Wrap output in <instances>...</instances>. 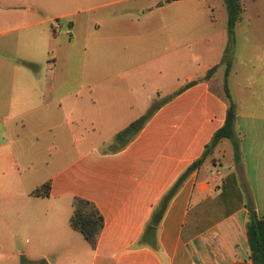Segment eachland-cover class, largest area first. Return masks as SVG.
Segmentation results:
<instances>
[{
	"label": "crops",
	"instance_id": "0c3cea01",
	"mask_svg": "<svg viewBox=\"0 0 264 264\" xmlns=\"http://www.w3.org/2000/svg\"><path fill=\"white\" fill-rule=\"evenodd\" d=\"M74 2L80 7L68 4ZM215 2L218 35L227 48L233 44L226 82L236 109L237 66L264 70V1H243L232 43L223 1ZM53 3L0 0V258L5 264H56L53 251L87 244L69 226L73 200L80 198L103 218L95 248L87 244L88 264H251L245 225L248 207L264 217V117L235 109L234 139L220 140L183 182L154 246L140 242L163 194L223 126L227 102L223 80L214 82L221 70L214 63L207 66L216 67L210 77L203 79L212 68L203 77L185 76L186 84L148 115L140 106L146 102L134 99L136 78L148 72V59L161 55L158 41L175 43L173 52L163 51L167 65L173 57L186 61L187 26L202 24L205 6H215L206 0ZM101 6L110 9L83 17ZM139 11L142 18L131 16ZM52 19L75 34L54 51L50 33L55 41L59 35ZM99 88L102 95L91 98ZM118 91L131 98H118ZM143 117L134 137L115 140ZM94 132L105 136L104 150L92 146ZM46 183L48 196L30 195Z\"/></svg>",
	"mask_w": 264,
	"mask_h": 264
},
{
	"label": "rangeland",
	"instance_id": "374dc122",
	"mask_svg": "<svg viewBox=\"0 0 264 264\" xmlns=\"http://www.w3.org/2000/svg\"><path fill=\"white\" fill-rule=\"evenodd\" d=\"M53 3L54 0H49ZM208 4L212 3L216 9H211L210 7L205 6L204 21L202 24L196 25V27L187 26L188 31L184 40V50L186 54V61L178 62L174 60L170 65L166 64V60L163 57V51L165 53H171L174 51L175 43L173 41H158L159 54L154 60L148 59L147 69L148 72L144 73L140 78H136L137 87L134 99H139V102H146V105L141 104V108L144 109L145 115H148V111L152 109V105L162 102L167 96H169L175 89L183 87L186 84L185 76L193 75L198 77H203L207 70L211 67L210 64L214 63L216 66H221L220 72L214 78V82H220L224 78L225 63L227 61L233 63V44L227 48L225 42H223L218 35V25L217 20L221 9L216 4L215 0H206ZM223 5L224 0H222ZM264 1V0H263ZM85 4H95L96 0H84ZM67 4V2H65ZM54 4V3H53ZM73 8H79L80 5L78 2L68 3ZM64 5V3H63ZM264 7V2H263ZM108 7L101 6L96 9L89 10L84 14L85 18H94L98 14H105L108 11ZM226 9V8H225ZM142 12L137 13L131 12L132 17L142 18ZM147 13V11H145ZM64 22L61 19H52L51 25L57 28L58 39L55 41L50 33L51 40L48 44L49 50L54 51L58 42L61 43L62 40H73L74 41V32L69 31L67 26L63 25ZM169 26V25H168ZM50 29V24L48 25ZM102 28V27H101ZM21 33V32H20ZM17 33L10 35V38L16 37ZM79 42L74 43V47H79ZM126 48V46H125ZM127 49V48H126ZM82 51L78 49V52ZM78 54L76 56H80ZM82 57V55H81ZM81 62L78 65H83L82 59H78ZM54 62L50 57L47 58L45 64L52 65ZM213 65V66H214ZM236 65V63H235ZM231 66V65H230ZM240 71L238 72L233 88L236 92L237 102L236 109H234L238 114L243 115H255L257 117H264V70L259 64L256 65H238ZM140 83V86H139ZM114 84V83H113ZM142 84H146V88L142 87ZM77 92V91H76ZM113 96L115 95V90L111 91ZM78 97L82 95L78 92L76 93ZM102 95L101 89H92L90 97L93 99H98ZM118 98H131L130 95H126L124 92H117ZM234 100V99H233ZM235 103V100L234 102ZM105 140L104 135L97 136L96 133H93L92 146H98L101 150H104L102 144ZM118 143L113 142L112 145L116 146ZM111 148V147H110ZM76 238L83 241L79 234H76ZM79 241V240H78ZM83 246L79 247L78 244L75 245L73 249L70 250H56L53 251V255L56 258V264H88L89 256L91 255L90 248L83 241ZM67 257V258H65ZM1 261H4L2 264H5V260L0 258Z\"/></svg>",
	"mask_w": 264,
	"mask_h": 264
},
{
	"label": "trees",
	"instance_id": "16d2710c",
	"mask_svg": "<svg viewBox=\"0 0 264 264\" xmlns=\"http://www.w3.org/2000/svg\"><path fill=\"white\" fill-rule=\"evenodd\" d=\"M243 1L244 0H224L227 12V33L231 43L233 42L234 28L241 22L242 19ZM225 65L226 67L223 78V95L227 102V111L224 124L219 130L215 132L210 143L205 147L202 156L191 163L177 178L173 185L163 194L158 204L156 205L151 218L145 226L144 233L140 239V242L142 244L154 246L157 228L164 212L169 205V202L177 194L186 178L201 166L208 154V151L215 147L217 143L222 139H234L235 110L234 103L231 99V95L226 82L231 64L229 61H227ZM215 70L216 67L210 69L203 79L210 77L215 72ZM195 82L196 81H193L191 82V84ZM145 120V117H143L129 125L125 130L116 135L115 140L117 142H125L126 140L134 137L142 128ZM48 192L49 183H46L41 187L33 190L30 195L33 197L48 196ZM72 208L73 209L69 219V226L74 231L78 232L87 242V244L92 249H94L98 237L103 229L102 215L93 203L80 198H74ZM248 210V219L245 225L247 241L250 250L248 259L251 261V264H264V217H257L250 207H248ZM24 263V259H22L21 264Z\"/></svg>",
	"mask_w": 264,
	"mask_h": 264
}]
</instances>
